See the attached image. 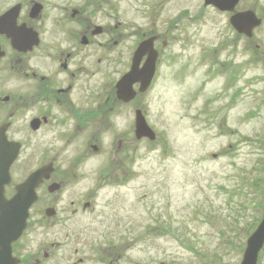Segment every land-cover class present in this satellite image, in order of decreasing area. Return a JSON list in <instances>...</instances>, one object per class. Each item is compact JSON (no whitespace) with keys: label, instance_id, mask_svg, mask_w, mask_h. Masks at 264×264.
<instances>
[{"label":"flooded vegetation","instance_id":"flooded-vegetation-1","mask_svg":"<svg viewBox=\"0 0 264 264\" xmlns=\"http://www.w3.org/2000/svg\"><path fill=\"white\" fill-rule=\"evenodd\" d=\"M234 1L222 2L231 10L206 0L203 8L224 17L223 29L263 54L256 59L264 64V0ZM135 2L147 7L140 12L148 17L145 26L125 21L123 9L109 0H0V165L12 160L9 171H0V209L12 200L30 205L22 228L0 223V238L8 225V237L17 235L5 264H122L118 248L88 250L83 225L98 214L109 187L135 175L137 117L142 113L147 120L142 100L153 82L145 91L139 80L129 82V101L120 98L119 85L133 69L145 67L148 55L135 59L149 39L159 54L155 79L159 45L169 47L177 38L174 29L184 31L188 23L183 8L175 23L156 22L152 5ZM242 13L251 14L246 23L259 22L250 36L231 23ZM234 64L216 67L231 70L232 83L242 70ZM42 168L47 169L42 178L20 187Z\"/></svg>","mask_w":264,"mask_h":264},{"label":"rangeland","instance_id":"rangeland-1","mask_svg":"<svg viewBox=\"0 0 264 264\" xmlns=\"http://www.w3.org/2000/svg\"><path fill=\"white\" fill-rule=\"evenodd\" d=\"M135 1L109 0L125 21L145 26L147 7ZM140 1L155 8L156 22L175 23L185 9L187 28L159 45L158 73L142 100L157 138L140 141L135 175L109 187L83 223L86 248H118L122 264H240L264 208L263 54L223 29L224 17L203 0ZM229 61L242 68L235 83L231 70H216ZM158 225L171 233H156ZM260 256L264 264V249Z\"/></svg>","mask_w":264,"mask_h":264},{"label":"water","instance_id":"water-1","mask_svg":"<svg viewBox=\"0 0 264 264\" xmlns=\"http://www.w3.org/2000/svg\"><path fill=\"white\" fill-rule=\"evenodd\" d=\"M224 0H206V4H213L220 9L226 10L230 9V7H226L223 5ZM235 3L238 2V0L234 1ZM251 14L249 13H242L238 14L231 19L232 25L240 32V33H246L250 36V30L254 28L255 26L259 25V22L254 23H246L247 18L251 19ZM154 39H149L144 41L138 48L136 52V59L135 61L138 62V60L141 58L140 56L148 55V60L143 69H133V71L127 76L126 80L128 81V84L125 83V81L121 82L119 85V96L120 98L124 99L125 101H129L133 98V91L131 88V84L129 82L135 80H139L142 84L141 90L145 91L151 82L153 81V78L156 74V67H157V60H158V51L154 48ZM137 136L139 139L148 138L151 141H155L157 138L156 132L149 126L148 122L146 121V118L142 113H138L137 117ZM12 160H9L6 164L0 165V171H9L10 164ZM47 169L42 168L38 170L31 178L33 180H30L26 184L20 186L23 189H27L26 185L32 184L35 179L42 178L43 171H46ZM22 200V199H21ZM23 202L26 201V199L22 200ZM8 205V206H7ZM5 205L0 209V223L3 221L5 223V220H9L10 223H13L16 227L22 228L25 223L28 216V209L29 204H25L24 206L19 205L18 203L15 204V202L12 200L9 204ZM8 233L6 234V237L0 238V242L2 241L1 248H0V259H3V261H0V264H5L4 255L9 254L10 252V243L12 240L16 238L15 237H8L10 236L9 233L11 232L10 226L8 225L7 228ZM21 232V230L19 231ZM19 232L17 234H19ZM264 247V214L261 222L257 226V228L254 230V232L249 236L246 243V248L243 254V259L240 264H258L259 256Z\"/></svg>","mask_w":264,"mask_h":264},{"label":"trees","instance_id":"trees-1","mask_svg":"<svg viewBox=\"0 0 264 264\" xmlns=\"http://www.w3.org/2000/svg\"><path fill=\"white\" fill-rule=\"evenodd\" d=\"M152 230H153V229H152ZM161 230H163L164 233H165V232H170L169 229H166V230H165V229H164L163 227H161L160 225H158V226L155 228V232H156V233H159ZM149 231H150V230H148V232H149ZM170 233H171V232H170ZM146 234H147V233H146Z\"/></svg>","mask_w":264,"mask_h":264}]
</instances>
